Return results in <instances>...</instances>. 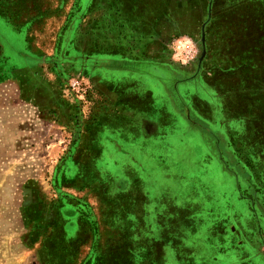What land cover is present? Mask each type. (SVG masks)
I'll return each instance as SVG.
<instances>
[{
	"label": "rangeland",
	"instance_id": "obj_1",
	"mask_svg": "<svg viewBox=\"0 0 264 264\" xmlns=\"http://www.w3.org/2000/svg\"><path fill=\"white\" fill-rule=\"evenodd\" d=\"M136 2L0 0V264H85L80 261L85 262L91 253L88 244H83L78 252L64 251L56 240L61 226L57 213L59 198L71 195L69 187L58 190L56 177L70 157L88 154L85 151L78 155L75 147L88 145L93 137L91 124L102 98L95 85L77 72L73 53L75 49L85 56L135 45L137 42L130 39L140 36V23L146 20ZM194 10L189 12L190 16L195 15ZM175 20L176 25L160 30L165 37L161 36L158 52L164 54L168 47L165 55H169V60L171 55L175 60L196 58L201 56L200 51L206 52V63L220 60L230 44V34L232 41H240L252 29L241 19L238 25H216L214 29L193 17L191 23ZM253 32L264 38V26L255 25ZM203 33L205 42L200 40ZM189 37L196 40L200 50L189 45ZM238 45L245 49L241 42ZM98 62L95 67L99 73L104 72L106 82L123 86L128 92L147 91L155 105L167 107L165 93L154 77L137 70L114 69L110 60ZM73 79L88 84L85 96L70 88ZM200 94L205 98L210 92L206 87ZM206 101L215 107L219 100L209 96ZM255 102L240 106L239 112L253 116L254 120L261 118L264 108L260 99ZM245 125L246 122L228 123L229 132L236 133V138L234 146L229 139L227 148L214 135L194 129L182 134L172 124L169 135L172 128L173 134L147 144L142 140L138 152H132L125 143L121 144L122 152L117 151L107 141L103 129L97 133L102 151L95 160L97 181L110 182L116 190L119 179L131 183L139 180L134 187L147 198L144 208L152 216L148 223L152 220L153 226L166 228L165 231H185L183 238L172 237L174 242L189 237L194 242H216L224 247L238 240L246 248V257L264 264V253L257 252L264 244V217L254 215L235 190L236 175H243L249 180V190L243 194L250 198V203L264 207V136L249 140L244 135ZM74 165L70 164L73 168ZM82 170L85 172V168ZM109 174L115 178L106 180ZM71 187L75 199L88 208V197L80 193L92 190V186ZM72 219L69 223H77ZM131 231L126 238L132 247L137 240H146V234L135 232L133 227ZM65 232L67 239L76 238L77 226L68 225ZM233 250L236 260L242 253L237 247ZM99 251L103 254L106 249ZM136 252L142 255L145 249ZM246 257L244 264H253Z\"/></svg>",
	"mask_w": 264,
	"mask_h": 264
},
{
	"label": "crops",
	"instance_id": "obj_2",
	"mask_svg": "<svg viewBox=\"0 0 264 264\" xmlns=\"http://www.w3.org/2000/svg\"><path fill=\"white\" fill-rule=\"evenodd\" d=\"M136 3L143 10L142 14L146 20L140 36L130 39L137 42L135 45L129 48L106 49V53L98 51L85 56L74 49L73 57L77 59V72L85 75L88 79L86 81L95 85L102 94V98L97 103L98 111L91 124L93 137L88 145H77L75 147L77 149H73L78 155L85 151L88 154L70 157L63 163L57 175L58 190L64 191L66 187H69L67 190L71 192V195H62L64 199L58 203V217L61 219L62 216H72L74 220H77V223L65 225H75L78 229L77 237L66 238V241L74 245L83 243L87 239L88 249H106L103 259V263L106 264H130L133 262L132 259H135V264H244L247 251L238 240L236 243L232 242L234 243L232 245H224L225 248L216 242H194L189 240V237L182 239L184 241L174 242L172 237L183 238L185 231L181 228L165 231L166 228L153 226L152 220L149 224L148 218L151 215L148 209L144 208L147 206V198L141 190L138 191L134 187L139 180L131 183L119 179L116 190H113L110 182L97 181L98 169L95 160L102 153L97 133L101 130H106L107 141L119 152H122L121 144L123 143L132 152H138L140 145L138 143L142 140L147 144L153 140L168 138L174 133L172 128L169 135L172 124L178 127V131L182 134L194 129L197 132L214 135L220 138L221 144L227 145L228 148L229 137L233 135L229 132L228 123L251 118L246 115H241L240 118V88L248 105L257 103L255 101L261 99L263 94L252 89L256 86L254 81L256 74L258 80L262 77L261 81H264V47L259 46L257 49L262 52L256 51L253 34L248 35L243 42L246 48L245 56L243 52H240V45L233 43L223 50V58L221 53L220 60L208 63L205 62L206 52L200 51L201 56L186 60H175L172 55L171 60L166 59V56H169L165 55L168 47L167 50L164 49V54H162L163 51L158 52L160 41L165 37V32L161 33L160 30H163V26L176 25L175 19L180 20L181 23H191V17H193L194 21L200 20L203 25L204 23L212 24L213 11L217 9L214 8L213 0H151ZM248 3L252 4L253 8L264 10V0H249ZM178 6H180L179 11H177ZM192 10H197L196 13L200 16L196 13L190 16L189 12ZM256 12H253L255 16ZM222 19L221 17V20L213 23L225 25ZM248 19L255 24V17L253 19L248 17ZM169 38L170 36H167L166 39ZM106 40L109 39L106 38ZM200 40L206 41L204 33ZM186 41L200 50L194 38L189 37ZM201 46L204 45L201 44ZM201 49L203 51V47ZM99 60L112 61L110 66L114 69L137 70L157 79L165 93L167 107L155 105L154 98L147 91L128 92L124 91L123 86L115 85L111 81L109 82L112 84L106 82L105 76L102 75L104 72L99 73L95 67ZM89 66L93 68L88 69ZM206 87L210 95L204 98L200 93L201 89L204 90ZM209 96L218 99V105L214 107L207 102L206 98ZM70 164H75L74 168L78 167L77 171L74 172L75 169ZM135 165L138 166V164ZM82 167L85 168V172ZM113 178L115 177L112 174L106 176L108 181ZM236 178L238 187L235 190L241 200L248 203L254 215L262 214L260 216L264 217V207L257 202L250 203V198L243 194L244 191L249 190V180L240 174H237ZM79 185H85L86 188L92 186V190L80 193L82 197L85 195L86 198L88 197L90 204L88 208L92 217L89 222L84 219L81 212L72 211V215H68L64 211L69 206L80 209L76 205L80 200L75 199V190L71 187ZM94 186L97 188L93 189ZM123 204L126 206L123 207ZM122 207L125 208L124 211ZM143 218H146L145 222ZM132 227L135 232L146 234V240H137L134 247L126 238L129 233H133ZM95 230L98 232V238L93 237L92 231ZM234 246L242 253L236 260ZM141 248L145 249V253L138 255L136 251ZM259 251L260 254L264 253V244L257 249V252ZM250 257L246 258L250 259ZM250 260L256 264L253 259Z\"/></svg>",
	"mask_w": 264,
	"mask_h": 264
},
{
	"label": "trees",
	"instance_id": "obj_3",
	"mask_svg": "<svg viewBox=\"0 0 264 264\" xmlns=\"http://www.w3.org/2000/svg\"><path fill=\"white\" fill-rule=\"evenodd\" d=\"M137 1L142 2L141 0H137ZM248 1L249 0H243L242 2H240L238 0H235V1L231 0V2H228V1L224 2L223 0H213L214 8L215 7L217 8L216 10L214 9V11H213V16H214L213 22L214 21L217 22V20H221V17H222L223 18L222 20L227 25H232V26L238 25L239 19L243 20L244 24L247 23L248 25H252V27H251L252 29L247 34L246 38H243L240 41H237L236 39L234 41H232L233 36H232V34H230V37H229L230 44H232V43L233 44H239L241 42V45L243 46V42L248 38V35L253 34L254 48H256V51L262 52V50H257V49H259V46L264 47V38L261 39L262 38L261 36L259 37L258 34L253 32V27L255 25L260 26V27L264 26V10H263V8H257V7L253 8V5L248 3ZM220 7H221V9H219ZM254 11H257L256 16H255V14H253ZM1 14H3V13L1 12ZM6 15L8 16V14H6ZM248 17H250L251 19H253V17H255L256 18V20H254L255 24L253 23L252 20L248 19ZM8 18H10V17H8ZM144 22L145 21H142L140 23V24H142V27H143ZM213 22H212V24H210V26H212V29H214L216 25H221V24H217V23H213ZM235 36H236L235 38H239V36H237V35H235ZM243 36H245V35H243ZM114 48H116V47H114ZM240 49L242 50V48H240ZM240 52H243V54L246 53V48ZM244 56H245V54H244ZM259 56H261V55H259ZM255 58L257 59V55L255 56ZM256 77H257V74L255 75V79H254L256 86H254L252 89L255 92H262L263 93L262 95H264V81H261L262 77L260 78V80H258ZM263 97L264 96H262V98L260 100H261V106L264 108V98ZM245 104H247L246 98L242 95V93H240L239 110H240V106H245ZM239 114H240V118H241V115H246L245 112H239ZM247 116L251 117V118L239 119V121H237V122H246V125L244 126V129H245L244 135L249 140L255 139L257 137H263L264 136V116H261V118H255L256 120H254V117L251 115H247ZM235 135H236V133H235ZM235 135L233 134L232 136L229 137L231 146H234L233 142L235 141V138H236ZM251 142H253V141H251ZM255 143H256V146L257 145L259 146V144H260L259 142H255ZM261 145L263 146V144H261ZM263 149H264V146H263ZM56 179H57V177H56ZM63 199L64 198L61 196L59 198L58 203H60V201ZM76 205L78 207H80L81 209L77 210L75 208L76 209L75 210L74 208L69 206V207H66L65 210L64 209L63 210L66 213H68V215H72L71 214L72 211L81 212V214L84 216V219H86L89 222L90 219L92 218L91 217V211L88 210L89 208H86L80 202H78ZM66 218H68V219H66ZM71 218H72V216H69V217L62 216V218L59 219L61 226L57 230L58 234H57L56 240L60 244V247H62L61 248L62 250L65 251V250L70 249L71 252H78L79 249L83 246V244H87V242H86L87 239L83 243H76L74 245L72 243L69 244L68 241H66V232H65L66 226L65 225L70 222ZM92 234L94 235L93 236L94 238L95 237L98 238L97 230L92 231ZM99 250L100 249H92L91 253L86 257L85 262H82V263H85V264H106V263H103L104 262L103 261V259H104L103 254H105L106 251H104L102 254L101 251H99ZM134 260L135 259H132L133 262H131L130 264H134V262H135Z\"/></svg>",
	"mask_w": 264,
	"mask_h": 264
},
{
	"label": "built area",
	"instance_id": "obj_4",
	"mask_svg": "<svg viewBox=\"0 0 264 264\" xmlns=\"http://www.w3.org/2000/svg\"><path fill=\"white\" fill-rule=\"evenodd\" d=\"M70 88L76 91L78 94L81 92V96H85L86 91L89 86L86 82L79 81L78 79H73L70 83Z\"/></svg>",
	"mask_w": 264,
	"mask_h": 264
},
{
	"label": "water",
	"instance_id": "obj_5",
	"mask_svg": "<svg viewBox=\"0 0 264 264\" xmlns=\"http://www.w3.org/2000/svg\"><path fill=\"white\" fill-rule=\"evenodd\" d=\"M204 55V54H203Z\"/></svg>",
	"mask_w": 264,
	"mask_h": 264
}]
</instances>
